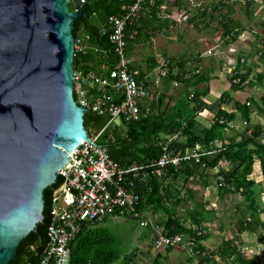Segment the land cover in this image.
I'll return each instance as SVG.
<instances>
[{"label": "trees", "instance_id": "16d2710c", "mask_svg": "<svg viewBox=\"0 0 264 264\" xmlns=\"http://www.w3.org/2000/svg\"><path fill=\"white\" fill-rule=\"evenodd\" d=\"M163 2L164 0H159L157 6ZM122 6L124 4L117 0H87L82 4L84 15L74 21L73 36L80 35L89 44L108 49L109 56L103 58L101 54H94L92 51L88 52L87 55H74V69L83 68L86 70L92 68L99 70L102 65H106L109 70L116 64L117 59L113 53V48L107 38L99 33V29L108 16L121 15L124 12ZM154 11L155 14L152 18H142L135 24L134 28L138 33L133 40L127 42L126 51L128 54H130L133 44L138 39L142 36L149 37L147 35L149 29H160L164 25V22L156 16V7ZM227 27H224V36L232 41L235 36L231 34V29H227ZM256 55L258 58L264 56V54L258 56L257 52ZM242 58L237 59L235 72H241L239 66ZM169 60L171 62V59ZM242 63L247 64L245 59ZM156 66V62L150 67L148 64L149 70L154 69ZM179 66L180 69H183L182 63ZM132 67L134 70L139 68L135 63ZM138 71L139 78L143 80L146 74L141 69ZM99 73L101 74V71ZM250 73L251 69H247L245 72L237 74L236 77L242 82L249 77ZM167 76L168 83L175 80L180 82L182 86L175 100L173 98L174 102L171 105L170 103L164 104V93L157 97L156 102L152 103V107L159 110L158 114L141 116L136 121H124L118 126L109 123L107 113L98 114L85 111L83 116L84 126L86 129L92 130L91 135L100 132L98 143L107 148L109 157L122 168H126L133 163L149 164L151 161H156L161 156L163 147L170 136L176 135L177 137L171 140L169 146L183 152L196 145L216 149L215 143L217 141L222 142L218 152L203 158L206 168L201 164L187 163L177 171L168 169L167 174L161 179L153 176L150 185H136L133 191L140 196L137 210L142 211L147 207L153 209V213L162 211L164 217L159 223L163 225V232L170 236L186 234L195 241L194 252H198L197 257H202L199 264L210 261L215 255L223 260L231 258L232 261L239 264H260L254 258H245L238 244L233 243V241L223 242L217 250L203 255L205 247L202 246L200 241L206 240L209 235L208 233L197 235L193 227L206 222L213 212L206 210L205 205L193 196L194 191L188 189L189 200L193 202V205L191 208L187 207L185 216L180 218L177 213V208L182 201L180 192L177 188H174L169 180L182 179L185 184L188 182H202V185L207 187L209 183L206 169L214 168L220 160L229 162V169H221L224 178L223 184L225 185H220V182H217V186L220 197L231 192L226 184L233 186V192L239 193L243 197L246 210L242 214L241 220H239L237 233L241 234L244 231L258 233L259 229L264 231V221L260 218V213L263 210L260 209L258 203V187L253 178L255 173L254 164L258 162L260 174L264 180V145L257 139L264 130V120L262 123L250 124V114L253 107L256 106L257 113L264 117V93L258 99L250 98L240 102L234 100L228 90L224 91L214 102H209L206 98L210 92L209 81L211 79L208 70L195 68L194 73L189 76L186 71L171 72ZM262 78V74H258L257 81H261ZM232 79L233 76H229L231 90H242L243 86H240V83H233ZM249 82L248 84L253 85L255 81L250 80ZM73 96L76 98V87L73 89ZM230 103H233L234 110H225L223 106ZM205 110L212 114L209 127L202 126L197 119ZM237 113H239V117ZM237 117L244 122L245 129L237 130L230 124ZM221 120L224 122L221 123ZM248 128L252 129L251 136L245 134ZM62 180L63 178L58 176L53 185L44 189V218L20 242L16 255L9 264L37 263L40 260L48 242L52 191L62 183ZM106 220L107 218L100 223H85L81 226L80 231L69 244V264H125L132 260V254L124 255L118 244V237L107 229L100 227V224ZM187 222L189 227L186 226ZM258 238L260 241H264V235L261 233L258 234ZM171 249L168 248L167 250ZM157 263L158 260L155 258L154 264Z\"/></svg>", "mask_w": 264, "mask_h": 264}, {"label": "water", "instance_id": "95a60500", "mask_svg": "<svg viewBox=\"0 0 264 264\" xmlns=\"http://www.w3.org/2000/svg\"><path fill=\"white\" fill-rule=\"evenodd\" d=\"M0 0V264L42 222L44 189L89 134L73 96L72 0Z\"/></svg>", "mask_w": 264, "mask_h": 264}, {"label": "built area", "instance_id": "2783aa9c", "mask_svg": "<svg viewBox=\"0 0 264 264\" xmlns=\"http://www.w3.org/2000/svg\"><path fill=\"white\" fill-rule=\"evenodd\" d=\"M72 0H68L71 4ZM87 0H79L84 4ZM124 4L121 15H110L101 25L99 33L105 36L113 48L116 64L108 70L102 65L99 70L73 68V83L76 87V103L83 110H94L98 114L107 113L109 123L121 125L122 122L136 121L141 116L158 114L159 110L152 107L156 102V91L145 79L139 78V71L133 69V59L127 53V42L133 40L138 31L135 24L142 18H152L155 14L162 19L165 15L164 2L157 6L159 0H117ZM223 3H234L237 0H220ZM72 5V4H71ZM73 6V5H72ZM212 10V6L208 8ZM213 12V11H212ZM187 17V16H186ZM185 15L183 16L186 19ZM257 54H264V31L259 34ZM92 51L109 56L108 49L89 44L83 37H74L73 56L87 55ZM208 54L211 50L207 51ZM244 62V58L241 59ZM229 68L233 83L246 87L248 80L240 82L235 72L237 62L232 59ZM101 71V74L99 73ZM107 73V74H106ZM167 73L162 72L165 76ZM221 123L224 121L221 120ZM232 124V123H230ZM244 125V122H242ZM245 126V125H244ZM252 129H246L245 134L251 136ZM99 133L89 135L69 155V160L59 171L62 183L55 187L51 196L50 224L48 227V242L40 260L36 263L25 264H69V244L85 223L102 222L108 216L131 217L139 219L140 226H150L156 236L153 243L156 247L166 250L185 244L194 247L195 241L185 234L173 236L163 232V227L152 221L140 219L142 211L137 210L139 194L133 191L138 184L150 185L153 176L163 178L168 169L177 171L182 165L201 164L206 166L203 158L212 156L221 148L222 142H216L214 148L196 145L185 152L169 146L177 136L168 137L161 156L149 164L133 163L122 168L108 155L107 148L98 143ZM264 145V130L257 137ZM229 169L230 163L220 160L212 169L216 180L223 184L221 169ZM230 188V184H226ZM197 235L205 230L202 226L195 228ZM198 253V252H197Z\"/></svg>", "mask_w": 264, "mask_h": 264}, {"label": "crops", "instance_id": "0c3cea01", "mask_svg": "<svg viewBox=\"0 0 264 264\" xmlns=\"http://www.w3.org/2000/svg\"><path fill=\"white\" fill-rule=\"evenodd\" d=\"M164 4L166 8L165 11L168 9L169 5H171L172 8V15H167L166 17L168 18L181 21V20H185L183 18L185 13H190L192 16L196 15L197 16L196 18L198 20L201 21L203 20L201 24L206 29L204 31V34L201 35L202 37L201 39L202 41L205 42V46L203 45L204 47L200 48L201 50L200 57L206 58V65L204 66V68L199 67V69L208 70L210 72V78H211L209 81L210 92L206 96L209 102H214L216 99L220 97V95L223 93L222 88L224 86L225 87L228 86L227 90L225 91L229 90L230 93L232 91L231 97L234 100L240 102L249 100L250 98H253V96L256 97L254 94H257L259 95L258 97H260L264 93V86L262 83V81H264V72L260 71L261 66L258 64V60L264 59V56L258 58L256 55L259 34L264 31V0H237L234 3H223V4H221L220 0H164ZM210 6H212L211 11L208 9ZM186 16L187 15L185 14V17ZM163 18H165V16ZM166 20L165 19L162 20L164 22L163 26H167ZM174 20L171 21L173 22ZM225 26H228L227 29H231L230 31L231 34H234L235 36L234 40L229 41V38L224 36ZM208 50H211L210 54L207 53ZM238 53L241 54V57H248L247 67L245 69H240L241 70L240 73L245 72L247 69H251L250 74L251 75L255 74L257 77L254 78L255 79L254 83L256 82L258 83L257 85L253 84L250 88L248 85L247 88L242 90H233V89L231 90L230 83L228 80L229 76L227 77V75H229L228 73L230 67L228 63H230V61H232V58L236 57ZM227 64L228 66L226 72ZM158 66L160 69L161 66L160 65ZM138 70H140V68H138ZM143 72L145 73V71ZM258 73L262 74L263 76L261 81H257ZM150 74L145 75L143 79L147 80V77ZM250 74L249 77L246 78V80L248 81L250 79L253 80L252 79L253 77H251ZM246 90H250L252 94L246 93L245 92ZM259 92L262 93L260 94ZM237 93L239 95L238 97H235V94ZM231 105L232 103L228 105H224L223 108L224 109L226 108L225 110L227 111H232L234 109L233 106L229 107ZM197 119L202 124V126L209 127L211 124L212 114L208 110H205L203 113H201V115L198 116ZM263 120L264 117L259 115L255 110V108L253 107L252 113L250 114V124L262 123ZM241 121H242L241 119H236L235 121L232 122L231 125L234 126L237 130L239 129L241 130L242 128H244V125L242 124ZM254 169H255L254 174L256 176L261 177L262 179L263 177L260 174V168L258 162L254 164ZM207 174H208L209 185L207 187H204L202 185L204 188L202 187L203 191L201 194L202 197L201 202L203 201L206 202L205 209L208 211H212L213 213L208 217V220L206 222L201 224V226L204 228L205 233H208L209 237H211V234L214 236L212 237V240L210 242L208 241L209 237L206 240L201 241L202 246L205 247L204 248L205 252H203V255H205L207 252L217 250L223 242L233 241V243L238 244V247H240L241 251L244 253L245 258H254L260 264H263L264 241H260L258 238V234H260L262 231L261 229H259L258 233H252L249 231H244L241 234L234 233L232 237H225L224 239H221L219 241L218 235L226 236V234L228 233L231 234L230 228H234L235 232H237V227L239 226V220H241L242 214L244 212H241V218L238 216L237 218L233 219V221L229 224L228 229L225 228L223 221L222 220L220 221L218 218V215L220 214L214 211V209H216L217 207L218 198H219V190H218L217 182L215 184L209 182L210 178H212L213 181L215 179L210 169L207 172ZM255 181L258 187V182L260 181H258L257 179ZM260 188H264V182H261ZM229 190L231 192L225 193L223 196H221V198H225V195H228L227 197L238 195L236 199H238L239 201L240 194L233 192L234 187L230 186ZM259 191L260 190H257L258 201H260L259 196H261V194H259ZM238 206L239 203L238 205L235 206L236 207L235 211H237ZM260 209L263 210V212L260 213V218L262 221H264V208L260 206ZM142 211L145 212V217L149 221H152L163 227V225L159 223L164 216L162 211L153 213V209L147 207L144 208ZM214 214H217V218H214ZM186 226L189 227L188 222L186 223ZM252 235H254V237ZM155 236L156 234L154 233L153 238ZM249 237H253L252 240H249ZM147 240H149V238ZM239 242L241 243L240 246H239ZM149 249H151L150 246ZM182 251L184 252L183 254L185 255V260H183V262H179V260L176 259V257L177 255L181 256ZM151 252L154 253L156 260H159L160 258H165V260L166 259L168 260L165 261V262H169L168 264H171V261L173 260L179 262L180 264H199L201 261L200 259L202 258L196 256L197 251L194 252V247L187 246L185 244L175 246L171 250H167V249L162 250L161 248H158L157 250H153V251L151 250ZM227 263L239 264L238 262L232 261L231 258H226L225 260H223L219 258L217 255L213 256L210 261H207L206 263L203 264H227Z\"/></svg>", "mask_w": 264, "mask_h": 264}, {"label": "rangeland", "instance_id": "374dc122", "mask_svg": "<svg viewBox=\"0 0 264 264\" xmlns=\"http://www.w3.org/2000/svg\"><path fill=\"white\" fill-rule=\"evenodd\" d=\"M68 7L71 10L73 9L70 3H68ZM185 14L187 15L186 19L181 21L166 17L167 15H172V8L171 5H169L168 9L164 13L165 18L162 19V20L167 19L166 20L167 26H162L160 27V29L156 28L155 30L149 29L147 32L148 33L147 35H149V37L142 36L140 39H138V41H136L135 44H133L130 52V56L133 59L134 63L138 65L142 71H145L146 75L151 73L147 77V80L149 81L151 86L155 89L156 97L160 96V94L162 93L165 94L164 104L165 103H170V105L173 104L182 86L180 82L175 80H171L168 83L167 82L168 73L171 74V72L174 73L177 71L179 72L186 71L187 75L189 76L194 73L195 68H199V67L204 68V66L206 65V58L200 57V52H201L200 48L205 46V42L202 41L201 39L202 38L201 35L204 34V31L206 29L201 24L203 20L202 21L198 20L196 18L197 17L196 15L192 16L190 13H185ZM171 20L174 21L172 22ZM239 57L242 58L241 54L238 53V55H236V57L232 59L234 61H237ZM243 58L248 63V57H243ZM169 59H171L172 64ZM154 61L156 62V64L161 66L160 69L159 66L157 65L158 67L156 66L157 68H154L155 70L154 69L149 70L150 65L155 63ZM180 63L183 64V69H180L179 66ZM228 64L231 67V63ZM228 64L226 65V72H227ZM258 64L261 66L260 71L264 72V59L258 60ZM246 67L247 64L244 65V63L241 62L239 69H245ZM162 72H166L167 74L163 76L161 75ZM228 74L229 75H227V77L230 76V73ZM250 76L253 77L252 78L253 80H255L254 78H257L255 74L252 75L250 74ZM257 83L258 82L253 84L257 85ZM262 83L264 86V81H262ZM251 86L252 84H249V88ZM227 88L228 86L227 87L224 86L222 88L223 89L222 92L227 90ZM245 92L252 94L250 90H246ZM259 93L261 94L262 92ZM238 95H239L238 93L235 94V97H238ZM254 95L256 97L253 96V98L255 99L259 98L258 97L259 95L257 94ZM232 106L233 103L229 107ZM237 116L239 117V113H237ZM238 117L237 119H240ZM87 131L88 134L91 135L92 130L87 129ZM211 172L213 173L212 170ZM253 177L255 178V180L257 179L258 181H260L258 182V188H257V190H260L259 194H261V196H259L260 198L259 204L262 208H264V193H263L264 188H260L261 182H264V180L263 178L261 179V177L256 176L255 174L253 175ZM169 181L174 186V188H177L180 192V199H182V201L179 207L177 208V213L178 216L182 218L185 216L186 208L187 207L191 208L193 205V202L189 200L188 189L193 190L194 191L193 196L198 201L200 200L199 202H201L202 200L201 194L203 191L202 183L188 182L187 184H185L182 181V179H179L177 181H172V180ZM209 182L213 184L216 183L215 179L213 181L212 178L209 179ZM227 196L228 195H225V198H221L219 196L217 207L216 209H214L216 213L220 214L218 215V218L220 221L221 220L223 221L226 229L229 228V224L233 221V219L237 218L238 216L241 218V212H244L246 210L243 204V199L240 195H239V201L238 199H236L238 195H233L230 197ZM201 203L206 205V202L204 201ZM238 203H239L238 209L237 211H235L236 208L235 206L238 205ZM214 218H217V214H214ZM100 227L107 229L112 234L114 233L118 237L119 240L118 244L120 248L123 250L125 256L132 254V260L128 261L125 264H154L155 255L154 253L151 252V250L152 251L157 250L159 247H156L153 243L154 231L151 230L150 226H145V227L140 226L138 220L130 217L119 216L114 218L112 216H108L107 220L104 223L100 224ZM230 230H231V234L228 233L226 234V236L218 235L219 241L221 239H224L225 237H232L234 233H237L235 232L234 228H230ZM261 234L263 235L264 231H261ZM213 236L214 235L211 234V237L208 238L209 242L212 240ZM252 236L254 237V235ZM253 237H249V240H252ZM148 238L149 240H147ZM149 246L151 249H149ZM183 253L184 252L182 251L181 256L177 255L176 257V259H178L179 262H183V260H185V255ZM165 261L168 260L167 259L165 260V258H160L157 264L169 263ZM179 262L173 260L171 261V264H180Z\"/></svg>", "mask_w": 264, "mask_h": 264}, {"label": "clouds", "instance_id": "9594fccd", "mask_svg": "<svg viewBox=\"0 0 264 264\" xmlns=\"http://www.w3.org/2000/svg\"><path fill=\"white\" fill-rule=\"evenodd\" d=\"M249 81H250V80H249ZM248 83H249V82H248ZM248 85H249V84H248ZM248 85H247L246 87H243V89L247 88ZM244 129H245V128H244ZM195 165H196V164H195ZM203 167H205V166H203ZM205 168H206V167H205ZM212 169H213V168H212ZM212 169H210V171H211ZM206 170L208 171L209 169H206ZM213 175H214V178L216 179V174L213 173ZM216 182H219V181L216 180ZM200 226H201V225H200ZM196 227H198V226L193 227L194 230H196V229H195ZM185 235H186V234H185ZM186 236H187V235H186ZM200 243H201V241H200Z\"/></svg>", "mask_w": 264, "mask_h": 264}, {"label": "bare ground", "instance_id": "6f19581e", "mask_svg": "<svg viewBox=\"0 0 264 264\" xmlns=\"http://www.w3.org/2000/svg\"><path fill=\"white\" fill-rule=\"evenodd\" d=\"M142 213H143L144 217H142V218H140V219H145V212H144V211H142ZM134 219H136V218H134ZM136 220H138V221H139V219H136Z\"/></svg>", "mask_w": 264, "mask_h": 264}]
</instances>
